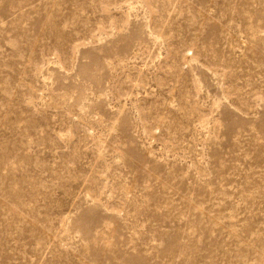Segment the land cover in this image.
<instances>
[{"label": "rangeland", "instance_id": "1", "mask_svg": "<svg viewBox=\"0 0 264 264\" xmlns=\"http://www.w3.org/2000/svg\"><path fill=\"white\" fill-rule=\"evenodd\" d=\"M0 264H264V0H0Z\"/></svg>", "mask_w": 264, "mask_h": 264}]
</instances>
